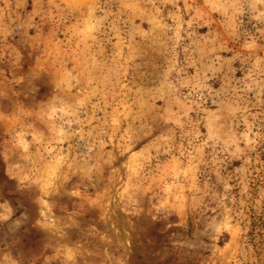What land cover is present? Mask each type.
Wrapping results in <instances>:
<instances>
[{
  "label": "rangeland",
  "instance_id": "rangeland-1",
  "mask_svg": "<svg viewBox=\"0 0 264 264\" xmlns=\"http://www.w3.org/2000/svg\"><path fill=\"white\" fill-rule=\"evenodd\" d=\"M0 264H264V0H0Z\"/></svg>",
  "mask_w": 264,
  "mask_h": 264
}]
</instances>
